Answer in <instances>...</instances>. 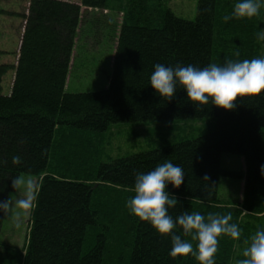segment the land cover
I'll list each match as a JSON object with an SVG mask.
<instances>
[{"label":"trees","instance_id":"16d2710c","mask_svg":"<svg viewBox=\"0 0 264 264\" xmlns=\"http://www.w3.org/2000/svg\"><path fill=\"white\" fill-rule=\"evenodd\" d=\"M235 2L198 0L197 17L188 21L169 9L149 10L146 0L119 27L108 87L75 94L66 92V83L87 15L82 8L102 10L108 0H80L79 5L66 0H29L27 12H16L25 20L19 59L17 65H0V78L9 69L15 75L11 93L0 94V200L15 191L13 177L41 178L27 242L16 264H199L191 255L170 257L169 237L158 234L125 206L134 195V174L150 171L165 160L179 164L185 172L178 188L170 184L166 188L178 199L177 206L169 209L173 217L184 210L230 211L231 222L239 227L242 223L246 236L264 227V176L260 173L264 91L237 97L233 109H224L211 102L197 106L182 88L171 99L160 97L149 85L155 63L203 67L223 64L225 57H258L256 33L264 29L260 19L264 6L257 16L225 22L223 17ZM200 118L213 119L214 124L195 139L106 163L96 162L95 156L81 154L84 150L75 147L76 161L62 168L58 160L54 171L56 137L66 130L81 138L76 133L103 134L120 123ZM224 154L243 157L245 172L223 169ZM16 155L21 160L14 164ZM222 177L244 181L239 206L219 199ZM245 239L219 237L216 264H236L243 258ZM3 262L7 264L4 258Z\"/></svg>","mask_w":264,"mask_h":264},{"label":"rangeland","instance_id":"374dc122","mask_svg":"<svg viewBox=\"0 0 264 264\" xmlns=\"http://www.w3.org/2000/svg\"><path fill=\"white\" fill-rule=\"evenodd\" d=\"M28 1L0 0V9L5 11L4 14H0V65H17L25 20L16 15V12H27ZM73 3L80 4L78 0H73ZM145 3L146 0H108L105 9H89L87 11L83 27L79 29V37L75 42L66 83L67 93L95 92L108 87L116 48L115 37L119 32V27L129 14L143 8ZM147 6L149 10L156 8L159 12L169 9L181 19L194 21L197 17L198 0H147ZM262 10L264 11V8ZM263 11L260 13V19L264 21ZM108 26L115 31H110ZM258 52V56H264V42L262 41H260ZM14 79L13 69H9L0 78L1 95L11 93ZM211 124H214V120L210 118L120 123L112 125L103 134L76 133L81 134V138L66 130L65 134H57L53 158V160L57 159V162L52 160L53 168L54 171L58 169V160L63 162L62 168L67 162L76 161L77 156L75 152L72 153L75 147L84 150L81 151V154H87L88 157L95 156L96 162L106 163L195 139L209 130ZM66 138L69 140L66 141ZM70 154V158L65 160L66 155L68 158ZM92 162L94 165V160ZM221 167L237 172H245L246 169L244 158L234 154H224ZM21 176L33 179L36 199L41 178L28 174ZM243 187L244 181L239 178L222 177L219 183V199L223 204L239 206L243 197ZM9 198L15 201L17 198L15 191L10 192L6 200ZM35 199L32 208L23 217L19 229L14 226L13 221L17 210L13 208L11 215L3 213L0 230V264H5L3 258L7 264H16L18 256L22 253L27 242ZM244 237L248 239L249 235L246 236L241 231L240 239ZM245 241L242 240L243 244Z\"/></svg>","mask_w":264,"mask_h":264},{"label":"clouds","instance_id":"9594fccd","mask_svg":"<svg viewBox=\"0 0 264 264\" xmlns=\"http://www.w3.org/2000/svg\"><path fill=\"white\" fill-rule=\"evenodd\" d=\"M264 0H236L232 11L223 19H245L257 16ZM258 41L264 42V29L256 33ZM236 56L239 53L235 54ZM149 85L160 97L171 99L178 88L186 92L187 99L197 106L211 104L233 109L237 97H248L264 91V56L251 59L225 57L223 64L210 63L200 67L189 64L155 63L149 77ZM19 155L12 157L18 163ZM264 176V164L260 165ZM185 172L179 164L171 160L158 163L152 170L134 174V195L126 201L129 213L141 221H147L158 234L169 237L171 247L168 255H191L199 264H216L215 254L219 237L222 235L238 240L241 229L232 221V213L202 214L196 210H184L173 217L169 209L177 206L178 199L167 190L170 184L178 188L184 180ZM17 198L0 200V212L12 213L14 226L19 229L22 219L28 214L35 199V185L31 177L15 176L11 180ZM190 237V239H189ZM194 242V243H193ZM241 259L236 264H264V227H259L246 239Z\"/></svg>","mask_w":264,"mask_h":264},{"label":"crops","instance_id":"0c3cea01","mask_svg":"<svg viewBox=\"0 0 264 264\" xmlns=\"http://www.w3.org/2000/svg\"><path fill=\"white\" fill-rule=\"evenodd\" d=\"M66 1L73 2V0H66ZM78 2H80V0H78ZM82 10H83V12H85V13H86V12H87L89 9L87 10V8H84V7H83V8H82Z\"/></svg>","mask_w":264,"mask_h":264}]
</instances>
